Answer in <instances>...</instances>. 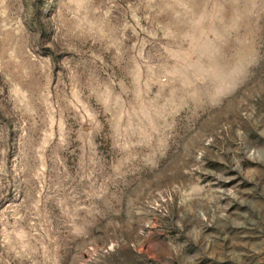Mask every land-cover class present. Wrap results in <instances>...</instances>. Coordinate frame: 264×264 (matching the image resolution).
Returning <instances> with one entry per match:
<instances>
[{
    "label": "rangeland",
    "instance_id": "obj_1",
    "mask_svg": "<svg viewBox=\"0 0 264 264\" xmlns=\"http://www.w3.org/2000/svg\"><path fill=\"white\" fill-rule=\"evenodd\" d=\"M0 264H264V0H0Z\"/></svg>",
    "mask_w": 264,
    "mask_h": 264
}]
</instances>
